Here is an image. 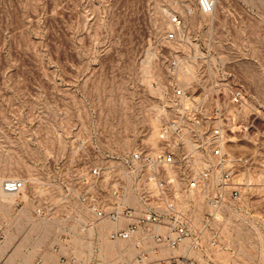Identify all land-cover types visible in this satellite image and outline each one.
I'll return each instance as SVG.
<instances>
[{
  "label": "built area",
  "instance_id": "1",
  "mask_svg": "<svg viewBox=\"0 0 264 264\" xmlns=\"http://www.w3.org/2000/svg\"><path fill=\"white\" fill-rule=\"evenodd\" d=\"M218 3L197 0L188 10L213 17ZM169 22L172 94L161 99L155 141L118 151L81 137L58 174L2 181L5 194L33 206L28 215L17 210L9 228L34 230L31 246L61 262L264 264V193L248 191L264 175V117L218 52L184 31L185 14L176 10ZM241 134L255 138L250 152H235ZM246 247L262 251L250 260Z\"/></svg>",
  "mask_w": 264,
  "mask_h": 264
},
{
  "label": "rangeland",
  "instance_id": "2",
  "mask_svg": "<svg viewBox=\"0 0 264 264\" xmlns=\"http://www.w3.org/2000/svg\"><path fill=\"white\" fill-rule=\"evenodd\" d=\"M196 3L0 0V264H70L31 246L34 230L15 229L17 210L28 215L33 206L7 198L4 179L62 171L81 137L118 151L155 141L161 99L172 94L164 69L177 48L166 39L172 12L185 14L184 31L218 52L224 70L245 86L251 111L264 117V0H219L213 17L190 13ZM240 136L235 152L255 148V138ZM251 182L248 191L264 193L263 174ZM235 250L241 259V247ZM243 250L250 260L262 251ZM40 255L47 261L38 262Z\"/></svg>",
  "mask_w": 264,
  "mask_h": 264
},
{
  "label": "crops",
  "instance_id": "3",
  "mask_svg": "<svg viewBox=\"0 0 264 264\" xmlns=\"http://www.w3.org/2000/svg\"><path fill=\"white\" fill-rule=\"evenodd\" d=\"M94 264H97V263H94ZM106 264H120L119 261H112V262H108Z\"/></svg>",
  "mask_w": 264,
  "mask_h": 264
},
{
  "label": "bare ground",
  "instance_id": "4",
  "mask_svg": "<svg viewBox=\"0 0 264 264\" xmlns=\"http://www.w3.org/2000/svg\"><path fill=\"white\" fill-rule=\"evenodd\" d=\"M7 169H10V170H11L12 168H11V167H8V168H6V170H7ZM1 194H2V193H1ZM5 195L7 196V195H10V194H5ZM11 195H13V194H11ZM2 196H4V195H2ZM11 197H12V196H11ZM13 197H14V196H13ZM7 198H8V196H7Z\"/></svg>",
  "mask_w": 264,
  "mask_h": 264
}]
</instances>
